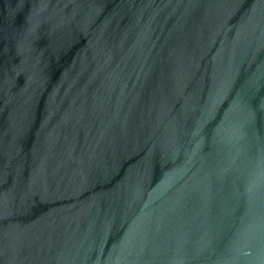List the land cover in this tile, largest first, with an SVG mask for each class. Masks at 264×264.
Listing matches in <instances>:
<instances>
[{"label": "water", "instance_id": "1", "mask_svg": "<svg viewBox=\"0 0 264 264\" xmlns=\"http://www.w3.org/2000/svg\"><path fill=\"white\" fill-rule=\"evenodd\" d=\"M0 264H264V0H0Z\"/></svg>", "mask_w": 264, "mask_h": 264}]
</instances>
